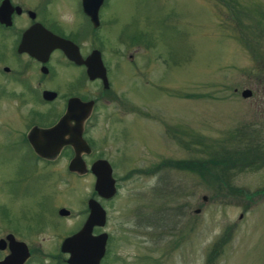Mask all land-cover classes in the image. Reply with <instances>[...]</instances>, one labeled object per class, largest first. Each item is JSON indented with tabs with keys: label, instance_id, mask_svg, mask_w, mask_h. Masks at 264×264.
Masks as SVG:
<instances>
[{
	"label": "rangeland",
	"instance_id": "obj_1",
	"mask_svg": "<svg viewBox=\"0 0 264 264\" xmlns=\"http://www.w3.org/2000/svg\"><path fill=\"white\" fill-rule=\"evenodd\" d=\"M227 1L250 16L264 13V0ZM103 15L97 39L109 90L92 110L87 137L94 155L109 163L117 193L105 264H206L222 238L212 264H264V167L236 171L220 164L203 179L166 166L206 161L220 148L243 151L248 133L264 146V80L254 81L258 65L239 41L241 33L252 36L249 21L236 26L239 15L225 0H110ZM64 16L71 19L68 10ZM19 133L0 139V199L14 192L12 211L31 214L26 196L42 193L46 217L55 211V218L61 206L69 212L54 219L67 233L77 197L92 192V177L70 178L62 157L41 179L18 147ZM58 232L42 235L50 251Z\"/></svg>",
	"mask_w": 264,
	"mask_h": 264
},
{
	"label": "flooded vegetation",
	"instance_id": "obj_2",
	"mask_svg": "<svg viewBox=\"0 0 264 264\" xmlns=\"http://www.w3.org/2000/svg\"><path fill=\"white\" fill-rule=\"evenodd\" d=\"M109 1H101L96 12L98 24L94 27L89 17L83 13L81 0H0V139L3 133H12L9 135L12 137L20 131L18 147L24 149L27 159L39 169L41 179L47 178L49 163L64 157L67 159V170L74 157V149L70 145L62 146L53 157L42 156L47 153L48 143L40 135L59 122L71 99L82 103L92 102L90 113L81 123V138L89 148L87 154H80L86 170H89L93 162L103 160L94 155L93 142L87 137V131L95 123L92 115L95 104L109 90V74L102 59L103 52L101 48L98 49L97 39ZM89 3L95 5L96 0H89ZM66 10L69 11V17L71 14V19L66 20ZM105 25L112 27L113 23L109 20V23L105 21ZM58 39L71 43L75 49L59 48ZM137 44L145 45L141 41ZM94 51L100 55L107 89L102 87L100 79H90L87 74L84 62ZM66 54L77 57L76 62L69 60ZM126 58L132 61V55L128 54ZM78 123L69 121L68 128L71 129ZM64 137L67 139L68 135ZM34 147L43 154H37ZM67 173L70 178L85 174ZM91 177L94 183L95 178ZM113 181L115 187V180ZM116 196L115 189L113 196L99 197L92 185V192L77 197L73 228L64 233L60 231L61 225L54 222L56 216L57 220H65L70 215L58 216V210L64 209L62 206L56 210L55 218V211L51 212L50 217H46L42 213L44 195H27V208H33L34 212L29 214L27 210H22L17 214L12 211L16 195L11 191L6 192L0 199V264H66L68 255L60 252V245L65 238L82 228L89 214L90 200L96 202L104 213L103 226H93L91 235L106 236L104 254L98 263L105 264L110 240V233L106 232L109 207ZM18 218L27 222L20 220L21 224L17 225ZM46 219L49 221L45 222ZM48 229L54 233L59 231L51 240V251L48 239L42 236Z\"/></svg>",
	"mask_w": 264,
	"mask_h": 264
},
{
	"label": "water",
	"instance_id": "obj_3",
	"mask_svg": "<svg viewBox=\"0 0 264 264\" xmlns=\"http://www.w3.org/2000/svg\"><path fill=\"white\" fill-rule=\"evenodd\" d=\"M102 0H96L95 5H91L89 0H81L83 13L89 17L94 27L98 24L96 12ZM58 47L64 49L73 47L71 43L58 39ZM74 48V47H73ZM75 49V48H74ZM67 55V54H66ZM68 59L76 62L77 57L67 55ZM87 68V74L90 79L97 78L101 80L102 87L108 88L105 71L100 60V55L97 51L92 52L90 57L84 62ZM242 98H248L250 92L245 90L240 93ZM92 109V102L82 103L77 99H71L66 104V110L59 122L41 132V136L45 143H48V149L45 157L55 156L60 148L64 145H70L74 149V157L69 162L67 170L78 174H84L86 168L80 157V154H87L89 148L81 138V123L88 116ZM80 114V117L77 115ZM78 121V125L69 129V121ZM71 130V132H69ZM68 138L65 139V135ZM34 151L41 155V150L34 147ZM89 173L95 178L93 183V191L102 198H109L114 195V181L111 177V169L105 160H97L89 167ZM205 200V197H202ZM88 217L82 228L75 234L65 238L60 245V252L68 255L66 264H98L104 254V246L106 242L105 234L97 236L91 235L93 226L101 227L104 224V213L96 202L88 201ZM198 210L194 211V214ZM58 216L65 217L69 214L66 209H60L57 212Z\"/></svg>",
	"mask_w": 264,
	"mask_h": 264
},
{
	"label": "trees",
	"instance_id": "obj_4",
	"mask_svg": "<svg viewBox=\"0 0 264 264\" xmlns=\"http://www.w3.org/2000/svg\"><path fill=\"white\" fill-rule=\"evenodd\" d=\"M225 2L227 4V8L232 10L233 16L239 15L238 20L233 19L236 26H238L242 19H246L250 22H247L248 25L246 24V31L247 34L249 33L252 36L247 37L245 34L241 33L239 41L248 52L249 56L251 57V61L253 60L258 65L255 70L254 81L259 82L264 80V39L260 37L264 32V26L260 22L261 20H264V13L256 12V20L254 16H250L248 14L250 11L246 12V10L240 7L236 1H234L233 4L232 1L225 0ZM222 3L224 2L222 1ZM238 27L240 28V26ZM249 134L250 136L247 138L249 139V144L244 146L243 151L234 148H220L218 150H212V152L209 153L210 158L208 157L206 161L193 160L184 162H170L166 164V166L173 167L175 169L184 167V169L188 170L189 172L196 173L203 179L205 176L210 177L211 167L220 166V164L226 169L230 168L231 170L236 171L258 170V168L264 167V146L257 144L254 133H248L247 135ZM235 191L238 192V190ZM218 242H216L215 245L210 248L206 264L213 263V260L217 256V249L219 250V248L223 246L224 238Z\"/></svg>",
	"mask_w": 264,
	"mask_h": 264
}]
</instances>
